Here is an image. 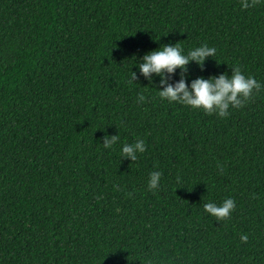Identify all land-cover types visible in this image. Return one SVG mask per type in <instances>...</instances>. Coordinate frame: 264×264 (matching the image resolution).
Listing matches in <instances>:
<instances>
[{
  "label": "trees",
  "instance_id": "1",
  "mask_svg": "<svg viewBox=\"0 0 264 264\" xmlns=\"http://www.w3.org/2000/svg\"><path fill=\"white\" fill-rule=\"evenodd\" d=\"M176 44L216 49L189 88L239 66L261 91L226 118L161 99L139 64ZM0 264H264V0H0Z\"/></svg>",
  "mask_w": 264,
  "mask_h": 264
},
{
  "label": "clouds",
  "instance_id": "2",
  "mask_svg": "<svg viewBox=\"0 0 264 264\" xmlns=\"http://www.w3.org/2000/svg\"><path fill=\"white\" fill-rule=\"evenodd\" d=\"M261 0H241V7L244 10L255 8L260 5ZM216 49L209 47L207 44L190 50L187 55L182 54V49L178 44L165 45L162 49L154 50L146 54L139 64L140 74L146 79L151 80L153 74L160 76V85L163 90H159L161 99L167 100L169 103L176 102L184 106H190L192 109L203 110L207 115L217 114L220 118L229 116V109H239L252 102L255 94H258L262 85L251 76L246 77L239 66L232 68L231 76L221 74L218 78L211 77L204 79L199 77L191 82L190 88L186 83L184 74L188 71V65L191 61L196 62L203 70L204 62L209 57H214ZM181 70V79L175 84L169 83V79L175 74L176 70ZM167 74V75H166ZM138 79L135 72H132L130 82ZM139 103H145L144 94L138 96ZM119 141L118 135L105 136L103 147L105 149L112 148ZM146 151L145 142L137 139L133 144L125 143L121 149L122 158L136 161L138 153ZM221 173L223 167L217 164ZM162 173L154 171L150 174L148 181V189L156 190L159 187ZM131 196V193L128 194ZM236 208L234 199L228 198L224 200L222 205L217 206L215 203L204 204V210L215 217L216 221H226L231 217L232 212ZM247 235L241 236V242L247 243Z\"/></svg>",
  "mask_w": 264,
  "mask_h": 264
}]
</instances>
